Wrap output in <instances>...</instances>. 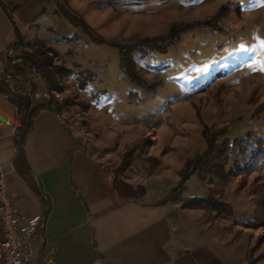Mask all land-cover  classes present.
<instances>
[{
    "label": "rangeland",
    "instance_id": "1",
    "mask_svg": "<svg viewBox=\"0 0 264 264\" xmlns=\"http://www.w3.org/2000/svg\"><path fill=\"white\" fill-rule=\"evenodd\" d=\"M161 1L160 7L149 10L102 0L101 15L91 8L96 0L88 4L74 0L67 5L95 34L130 43L163 35L173 23L204 19L229 2L231 10L222 20L223 29L187 30L164 51L142 46L131 50L142 78L155 89L132 84L121 69L120 49L93 42L54 5L41 16L46 26L27 28L23 48L32 51L31 41L42 38L55 49V63L73 70L61 78L63 91L56 90V99L70 97L73 101L61 115L86 142L94 143L104 163L116 171L128 163L127 169L141 179L150 172L156 180L165 177L173 182L186 160L204 149L205 126L212 131L227 128L221 138L230 140L252 131V144H262L264 0ZM186 186L184 197L213 192L232 204L233 216L239 220L264 222V163L252 174L233 176L227 182L195 174ZM211 212L203 209L200 219L205 225L215 221ZM228 219L204 226L205 239L221 241L229 232L224 226ZM246 228L250 239L254 238L251 256L264 253V224ZM234 234L237 245L243 247L249 236ZM240 235L247 238L242 241ZM31 264H39L37 255Z\"/></svg>",
    "mask_w": 264,
    "mask_h": 264
},
{
    "label": "crops",
    "instance_id": "2",
    "mask_svg": "<svg viewBox=\"0 0 264 264\" xmlns=\"http://www.w3.org/2000/svg\"><path fill=\"white\" fill-rule=\"evenodd\" d=\"M60 1L67 6L74 0ZM105 1L149 10L162 5L161 0ZM3 2L9 4L11 14L0 4V79L12 74L13 65L18 63L15 58L19 54L15 50L10 53L15 49L16 35L19 33L25 42L28 27L47 25L40 19L51 5L59 11L55 0ZM96 3L91 8L101 15L102 0ZM36 86L40 90L49 87L42 77ZM19 129L16 106L0 85V163L9 171L10 185L25 214L44 218L42 231L32 242L34 253L29 264L36 255L39 264L248 262L254 238L250 239L246 227L226 217L230 218L224 225L229 232L221 241L217 237L211 241L202 233L204 226L212 227L224 217L211 212L209 216L212 214L215 221L205 225L200 219L203 209L164 201L181 171L173 182L165 177L156 180L150 172L141 179L129 168L116 171L103 162L104 157L97 156L94 143L86 142L63 115L49 109L40 110L34 117L24 139V155L18 145L22 136ZM235 231L249 236L243 247L237 245ZM244 237L240 235L242 241ZM263 263L264 258L254 264Z\"/></svg>",
    "mask_w": 264,
    "mask_h": 264
},
{
    "label": "trees",
    "instance_id": "3",
    "mask_svg": "<svg viewBox=\"0 0 264 264\" xmlns=\"http://www.w3.org/2000/svg\"><path fill=\"white\" fill-rule=\"evenodd\" d=\"M57 2L59 11L69 20L74 26L80 27L90 40L96 43H108L115 45L120 49V66L124 73L129 78L130 82L137 86L155 89L144 78H142L138 65L135 59L131 56V50L136 47H147L164 51L169 45L177 42L183 32L198 28L210 27L214 29H223L222 20L225 19L230 10L229 2L221 4L219 10L213 15L207 16L204 19L173 23L168 32L163 35L147 36L140 40L130 43H123L116 40H108L103 36L95 34L88 23L80 18L77 14L71 11L60 0ZM0 4L4 10L11 14L9 4L0 0ZM19 36V33H18ZM20 39V40H19ZM16 40L15 52L24 55L20 63L14 64V72L11 74L21 84L28 80V73L35 70H41L44 79L49 87L60 92L63 87L60 86L63 76H70L73 70L67 67L64 63H55L57 53L53 47H50L42 39L33 41V50L23 48V41L19 36ZM32 64V65H31ZM2 90L8 94L12 103L16 106L19 130L22 136L18 140L20 153L24 155L23 143L26 134L32 128L33 119L42 109H49L62 114L64 108L73 105L70 97H65L62 101L52 98L49 101H37L33 103L30 97L24 95L11 94L10 89L0 79ZM34 89H37L34 86ZM227 128L210 130L208 126L204 127L203 136L205 147L197 152L194 156L188 158L181 170V177L178 183L173 186L164 201H172L181 203L182 207L193 209H206L215 213L216 217H232L236 224H243L245 227H259L264 224L263 221H255L252 219L241 221L234 217L233 206L227 202L219 194L213 192L207 196H190L184 197V192L187 188V180L197 174L202 179H214L227 182L230 177L240 175H250L256 171L264 163V139L261 143L252 144L253 133L248 131L242 136L236 137L233 140L229 138H221ZM128 163L120 166V171H124ZM253 252V249H251ZM250 256L246 264H254L264 258V253L256 257Z\"/></svg>",
    "mask_w": 264,
    "mask_h": 264
},
{
    "label": "built area",
    "instance_id": "4",
    "mask_svg": "<svg viewBox=\"0 0 264 264\" xmlns=\"http://www.w3.org/2000/svg\"><path fill=\"white\" fill-rule=\"evenodd\" d=\"M10 53L14 54V50ZM41 77L40 72L35 70L28 73V80L24 84L11 74L4 75L2 81L11 94L30 97L33 103L58 97L59 92L50 87L34 89ZM8 173L0 163V264H29L34 253L32 242L42 231L44 218L25 214L17 193L10 185Z\"/></svg>",
    "mask_w": 264,
    "mask_h": 264
},
{
    "label": "water",
    "instance_id": "5",
    "mask_svg": "<svg viewBox=\"0 0 264 264\" xmlns=\"http://www.w3.org/2000/svg\"><path fill=\"white\" fill-rule=\"evenodd\" d=\"M18 39H19V38H18ZM19 40H20V39H19ZM23 56H24V55H20V54H19V55L16 56V58H17V57H18V58H23ZM17 62L20 63V62H21V59H18ZM31 65H32V64H31ZM39 72H40L42 78L44 79L43 74H42V71L39 70Z\"/></svg>",
    "mask_w": 264,
    "mask_h": 264
},
{
    "label": "snow or ice",
    "instance_id": "6",
    "mask_svg": "<svg viewBox=\"0 0 264 264\" xmlns=\"http://www.w3.org/2000/svg\"><path fill=\"white\" fill-rule=\"evenodd\" d=\"M261 47L264 48V41H261ZM261 70H264V62H261Z\"/></svg>",
    "mask_w": 264,
    "mask_h": 264
}]
</instances>
